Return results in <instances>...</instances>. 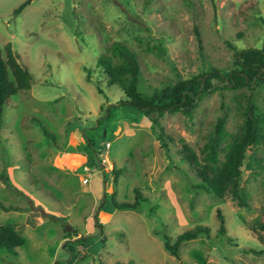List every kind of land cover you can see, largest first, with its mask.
Returning a JSON list of instances; mask_svg holds the SVG:
<instances>
[{
    "label": "rangeland",
    "instance_id": "rangeland-1",
    "mask_svg": "<svg viewBox=\"0 0 264 264\" xmlns=\"http://www.w3.org/2000/svg\"><path fill=\"white\" fill-rule=\"evenodd\" d=\"M115 44L134 53L138 91L153 96L212 68L235 70L236 51L262 49L264 0H0L2 57L9 45L33 77L4 106L0 205L13 210L0 208V226L14 225L25 243L0 249V264H264L252 252L264 248V172L243 176L242 209L198 188L181 155L185 146L201 159L224 113L226 131L238 134L248 98L264 117V83L213 92L192 119L167 112L156 126L97 68L100 56L118 61ZM251 155L264 165L263 145ZM136 190L139 211L112 206L133 204ZM197 226L209 238L183 243L179 258L165 250L161 237Z\"/></svg>",
    "mask_w": 264,
    "mask_h": 264
},
{
    "label": "trees",
    "instance_id": "trees-1",
    "mask_svg": "<svg viewBox=\"0 0 264 264\" xmlns=\"http://www.w3.org/2000/svg\"><path fill=\"white\" fill-rule=\"evenodd\" d=\"M27 4L28 1L22 3L14 11V15L21 13ZM196 36L199 45H201L198 33ZM226 44L230 49L236 50L231 43L227 42ZM5 48L6 60L0 51V132L6 101L17 95L19 91L28 90L33 80L29 71L17 62L11 47L6 45ZM157 49L162 51L161 44L157 45ZM112 54L117 58V62H113L109 57L100 56L96 62L97 68L107 78L109 85H117L123 92L125 102L122 103L124 106L141 113L156 126H159L158 120L167 112H180L186 118L192 119L200 100L213 92L222 93L225 90L232 91L242 88L254 89L264 83V47L260 50L248 48L236 51L234 54L235 70L222 73L220 70L212 68L208 72L202 73L200 77L178 80L173 86L156 92L153 96H146L138 91L141 71L134 53L120 44H115ZM200 78L202 79L200 80ZM97 90L103 94L101 88L97 87ZM238 112L242 118L238 134L232 135L226 131L228 114L224 113L217 120L208 142L202 147L201 159L185 146L181 150V155L183 161L191 166L195 176L199 179L198 188L219 199L229 195L237 202L239 208L249 209L243 176L245 173L256 175L264 172V165L260 164V161L252 155L250 156L253 147L264 146V117L256 115V108L250 98L245 101V105L240 103ZM42 131L46 137H51L45 128H42ZM158 136L159 140L164 142L165 135L163 136L161 133ZM162 146L165 147L163 143ZM248 157L256 161V165L248 164ZM119 175V171L115 172L114 186L117 184ZM140 201L145 200L138 190L135 191L133 204L118 203L114 198H111L112 206L116 210L139 211ZM0 208L5 212L13 210V208H5L1 205ZM219 219L223 223L222 217ZM218 234L223 236V225ZM204 236L209 238L208 230L197 226L193 230L182 233L173 242H170L166 236L161 237V241L171 256L179 258L178 250L183 243ZM261 241L264 243L263 239ZM24 243V239L15 231L14 225L0 226V249L14 250L23 246ZM252 252L257 256H264V248Z\"/></svg>",
    "mask_w": 264,
    "mask_h": 264
}]
</instances>
